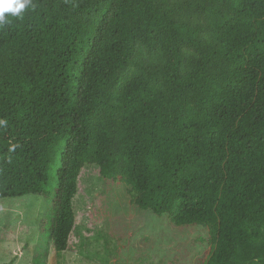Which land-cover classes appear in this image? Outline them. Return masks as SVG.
<instances>
[{
	"label": "trees",
	"instance_id": "16d2710c",
	"mask_svg": "<svg viewBox=\"0 0 264 264\" xmlns=\"http://www.w3.org/2000/svg\"><path fill=\"white\" fill-rule=\"evenodd\" d=\"M0 122V199L53 195L56 251L97 165L206 229L199 264H264V0H31L0 25Z\"/></svg>",
	"mask_w": 264,
	"mask_h": 264
},
{
	"label": "rangeland",
	"instance_id": "374dc122",
	"mask_svg": "<svg viewBox=\"0 0 264 264\" xmlns=\"http://www.w3.org/2000/svg\"><path fill=\"white\" fill-rule=\"evenodd\" d=\"M127 187L86 165L73 199L75 228L68 249L56 251L50 224L53 195L0 199V264H199L210 250L208 231L178 226L132 202ZM40 244L49 248L39 257Z\"/></svg>",
	"mask_w": 264,
	"mask_h": 264
},
{
	"label": "clouds",
	"instance_id": "9594fccd",
	"mask_svg": "<svg viewBox=\"0 0 264 264\" xmlns=\"http://www.w3.org/2000/svg\"><path fill=\"white\" fill-rule=\"evenodd\" d=\"M30 3L31 0H0V25H5L9 17L20 16Z\"/></svg>",
	"mask_w": 264,
	"mask_h": 264
}]
</instances>
